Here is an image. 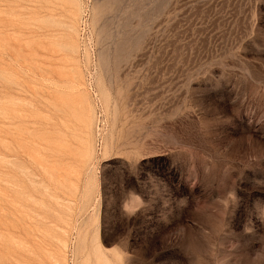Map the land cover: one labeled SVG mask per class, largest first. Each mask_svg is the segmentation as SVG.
<instances>
[{
    "label": "rangeland",
    "instance_id": "rangeland-1",
    "mask_svg": "<svg viewBox=\"0 0 264 264\" xmlns=\"http://www.w3.org/2000/svg\"><path fill=\"white\" fill-rule=\"evenodd\" d=\"M0 264H264V0H0Z\"/></svg>",
    "mask_w": 264,
    "mask_h": 264
},
{
    "label": "trees",
    "instance_id": "trees-1",
    "mask_svg": "<svg viewBox=\"0 0 264 264\" xmlns=\"http://www.w3.org/2000/svg\"><path fill=\"white\" fill-rule=\"evenodd\" d=\"M113 239H115V238H113ZM103 241H104L105 243L109 242V240H108L106 237H103Z\"/></svg>",
    "mask_w": 264,
    "mask_h": 264
}]
</instances>
